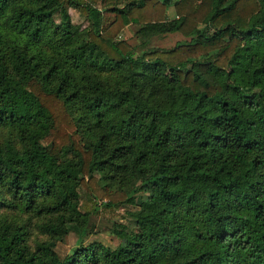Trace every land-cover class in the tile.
Returning <instances> with one entry per match:
<instances>
[{"label":"trees","instance_id":"trees-1","mask_svg":"<svg viewBox=\"0 0 264 264\" xmlns=\"http://www.w3.org/2000/svg\"><path fill=\"white\" fill-rule=\"evenodd\" d=\"M188 20L169 50L115 38L129 23L184 34ZM0 126L17 139L0 146V193L57 214L53 236L80 230L60 258L1 223L0 264H264V0H0ZM124 206L137 231L83 247L88 218Z\"/></svg>","mask_w":264,"mask_h":264},{"label":"rangeland","instance_id":"rangeland-1","mask_svg":"<svg viewBox=\"0 0 264 264\" xmlns=\"http://www.w3.org/2000/svg\"><path fill=\"white\" fill-rule=\"evenodd\" d=\"M97 7L102 8V5L98 3ZM65 10L67 12L68 21L74 28L76 34L80 39H85L89 29V23L86 18L68 4L65 5ZM176 16L177 10L175 7H168L166 9V21L175 19ZM53 21L55 25L62 23V16L59 13L55 14ZM141 27L142 25L129 23L123 26L116 33L115 37L131 49L135 55H141L144 50L152 48L169 50L177 43L189 41L190 32L194 30L196 25L193 21L188 20L185 25L186 31L184 34L177 32L164 35H151L150 32L142 30ZM70 111L72 118L78 126V130L82 134L84 128L79 122L80 118L78 113L74 110ZM85 141L86 138L84 134H82L81 144L85 145ZM7 142L16 145L17 139L11 127L0 126V146H3ZM79 193L82 197L86 196V194L92 196L90 191L87 189L85 190V188H80ZM139 195L146 198L149 194L147 192H142ZM2 199L6 200L7 204L0 205V224L7 223L22 227L25 232L26 244L31 250H34L39 243H48L58 257L64 258L69 255L72 249L77 245L80 231L77 224H68L65 227L64 233H61L59 236H53L45 231V227L55 221L58 216L57 214H49L40 217L34 212L25 209L22 204H18L14 196L6 195L4 191L0 193V201H2ZM134 210H136L134 206H124L112 213L100 210L98 214L91 215L87 220V233L83 238V247L91 245L94 246L96 251L100 247L110 250L116 249L121 242L118 236L120 231H127L129 233L137 231L132 219L128 215L129 211ZM96 264H102V262L99 261Z\"/></svg>","mask_w":264,"mask_h":264}]
</instances>
